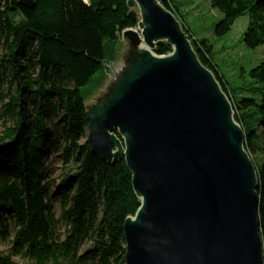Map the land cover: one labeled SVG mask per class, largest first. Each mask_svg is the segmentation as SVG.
Returning <instances> with one entry per match:
<instances>
[{"label":"trees","instance_id":"16d2710c","mask_svg":"<svg viewBox=\"0 0 264 264\" xmlns=\"http://www.w3.org/2000/svg\"><path fill=\"white\" fill-rule=\"evenodd\" d=\"M159 1L180 20L172 0ZM211 3L223 15L214 26L217 38L248 16L244 45L264 48V0ZM129 14L128 0H35L33 9L19 0H0V242L10 241V222L16 231L9 251H0V264H19L14 257L28 264H126L124 224L135 217L141 200L125 160L110 164L93 153L86 101L115 61L121 34L138 28L140 19ZM181 24L229 98L246 151L258 155L252 159L264 241V61L248 72L252 85L233 95L215 63L213 43ZM154 52L167 56L173 48L164 42ZM52 98L63 110L64 165L73 169L60 185L64 240L55 234L47 180L48 150L57 148L46 120ZM86 242L92 247L82 254Z\"/></svg>","mask_w":264,"mask_h":264},{"label":"water","instance_id":"95a60500","mask_svg":"<svg viewBox=\"0 0 264 264\" xmlns=\"http://www.w3.org/2000/svg\"><path fill=\"white\" fill-rule=\"evenodd\" d=\"M128 8L140 23L123 32V69L86 106L93 153L125 160L141 200L124 224L126 264H264L258 171L229 98L159 0ZM164 42L173 52L156 55Z\"/></svg>","mask_w":264,"mask_h":264},{"label":"rangeland","instance_id":"374dc122","mask_svg":"<svg viewBox=\"0 0 264 264\" xmlns=\"http://www.w3.org/2000/svg\"><path fill=\"white\" fill-rule=\"evenodd\" d=\"M87 0L86 2H88ZM179 11V21L184 23L186 29L198 39H206L213 43L214 60L221 72L229 82L233 95L240 93L243 87L252 85L248 72L259 66L264 61V48L258 50L247 49L244 45V36L249 24V17L243 16L238 19L232 30L226 36L217 38L214 35V26L223 19V15L218 13L212 7V0H172ZM138 12L139 10L136 9ZM130 51V43L124 37L120 36L116 47L115 61L107 66V72L101 82L96 83V88L89 93L86 106L91 107L97 103L107 92L109 86L118 77L125 64ZM2 50L0 53L2 54ZM38 70V69H37ZM34 107H30L33 111ZM47 125L53 130V142L57 145L56 149L48 150L46 164L48 167L47 180L50 182V197L52 200V212L55 219V234L60 240H64L66 225L63 220L64 208L62 205V196L60 194V185L66 174L73 169L65 167L63 152L66 146L62 135V116L63 110L55 98L51 99V105L47 107ZM3 121L0 115V135L3 132ZM89 137V136H88ZM249 153V152H248ZM251 157H258L256 153H251ZM3 212H5L3 210ZM11 238L9 242H0V251L8 252L12 246L16 231L13 223L10 222ZM92 247L90 242H86L82 247V254ZM19 264H28L20 257H14Z\"/></svg>","mask_w":264,"mask_h":264},{"label":"bare ground","instance_id":"6f19581e","mask_svg":"<svg viewBox=\"0 0 264 264\" xmlns=\"http://www.w3.org/2000/svg\"><path fill=\"white\" fill-rule=\"evenodd\" d=\"M85 1H87V0H85Z\"/></svg>","mask_w":264,"mask_h":264}]
</instances>
